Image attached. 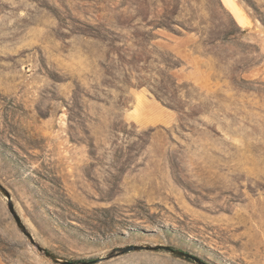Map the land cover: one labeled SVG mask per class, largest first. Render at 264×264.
I'll return each instance as SVG.
<instances>
[{
  "label": "rangeland",
  "instance_id": "1",
  "mask_svg": "<svg viewBox=\"0 0 264 264\" xmlns=\"http://www.w3.org/2000/svg\"><path fill=\"white\" fill-rule=\"evenodd\" d=\"M264 264V0H0V264Z\"/></svg>",
  "mask_w": 264,
  "mask_h": 264
},
{
  "label": "water",
  "instance_id": "2",
  "mask_svg": "<svg viewBox=\"0 0 264 264\" xmlns=\"http://www.w3.org/2000/svg\"><path fill=\"white\" fill-rule=\"evenodd\" d=\"M65 264H73V263H68V262H66Z\"/></svg>",
  "mask_w": 264,
  "mask_h": 264
}]
</instances>
